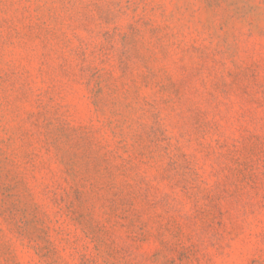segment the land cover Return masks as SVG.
I'll return each instance as SVG.
<instances>
[{
    "label": "rangeland",
    "instance_id": "1",
    "mask_svg": "<svg viewBox=\"0 0 264 264\" xmlns=\"http://www.w3.org/2000/svg\"><path fill=\"white\" fill-rule=\"evenodd\" d=\"M0 264H264V0H0Z\"/></svg>",
    "mask_w": 264,
    "mask_h": 264
}]
</instances>
